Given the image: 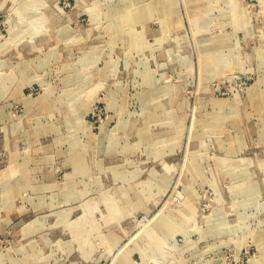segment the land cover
<instances>
[{"label": "rangeland", "instance_id": "374dc122", "mask_svg": "<svg viewBox=\"0 0 264 264\" xmlns=\"http://www.w3.org/2000/svg\"><path fill=\"white\" fill-rule=\"evenodd\" d=\"M0 264H264V0H0Z\"/></svg>", "mask_w": 264, "mask_h": 264}]
</instances>
